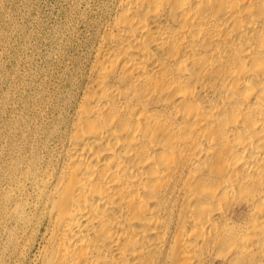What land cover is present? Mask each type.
Returning <instances> with one entry per match:
<instances>
[{
    "label": "bare ground",
    "instance_id": "obj_1",
    "mask_svg": "<svg viewBox=\"0 0 264 264\" xmlns=\"http://www.w3.org/2000/svg\"><path fill=\"white\" fill-rule=\"evenodd\" d=\"M76 94L31 264H264V0H116Z\"/></svg>",
    "mask_w": 264,
    "mask_h": 264
},
{
    "label": "rangeland",
    "instance_id": "obj_2",
    "mask_svg": "<svg viewBox=\"0 0 264 264\" xmlns=\"http://www.w3.org/2000/svg\"><path fill=\"white\" fill-rule=\"evenodd\" d=\"M115 2L0 0V264H31L38 239L25 251L11 208L33 195L30 169L55 161L96 31Z\"/></svg>",
    "mask_w": 264,
    "mask_h": 264
}]
</instances>
